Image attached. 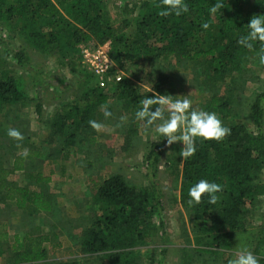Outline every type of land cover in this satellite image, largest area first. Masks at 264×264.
<instances>
[{
    "label": "trees",
    "instance_id": "trees-1",
    "mask_svg": "<svg viewBox=\"0 0 264 264\" xmlns=\"http://www.w3.org/2000/svg\"><path fill=\"white\" fill-rule=\"evenodd\" d=\"M217 2H221L223 8L213 14L210 9ZM186 3L188 13L179 17H162L159 15L160 0H121L119 10L122 17L117 23L106 14L104 0H0V22L9 31L7 37L11 46L7 54L29 74L33 88L31 95L26 90V81L20 75L15 76L11 64L0 55V108L5 105L33 106L37 117H43L44 101L40 92L44 87L39 84L40 79H36L39 76L33 75L36 70L38 74L43 70L30 62L26 53L28 46L39 52L60 54L76 52L80 46L95 50L106 43L111 58L113 53L112 61L119 66L132 56L203 58L215 79H224L234 70H240L248 56L259 64L256 58L258 44L249 50L237 40L246 34V23L253 15L264 14V0H186ZM205 22L209 24L206 30L201 28ZM129 27L132 28L128 30ZM14 39L20 41L18 46L12 43ZM51 74L41 79H49L46 86H51ZM56 76L60 84L65 82L59 72ZM167 82L165 74L160 73L150 96L154 92L165 93ZM81 87L85 105L81 107L76 101L60 103L58 114L44 126L50 129L49 140L53 141L55 136L62 139L58 152L67 156L66 145H80L83 130L90 129L88 121H99V116L103 115L97 113L98 106L107 105L110 110V98L121 101L125 114L134 119L129 131L135 133L139 129L134 110L142 98L127 79L117 82L110 95L95 87ZM54 99H59L57 103L61 101L57 94ZM207 107L224 115L232 111L231 101L217 93L209 98ZM248 110L252 129L244 123L234 122L227 126L231 132L223 140L198 143L196 154L187 160L182 159L181 163L179 202L191 211L195 223L204 222L209 228L211 233L205 238L214 248L232 242L235 234L245 228L248 205L264 195L261 178L264 172V86L254 95ZM165 150V139L156 138L149 142L141 171L146 184H128L119 174L100 176L92 182L94 194L90 221L79 235L84 253H103L107 264H164L165 249L161 250L159 257L150 253L143 263H136L133 249L157 237L165 239L164 203L156 181ZM28 151L27 157H15L12 169H23L25 160L36 155L33 149ZM1 159L0 155V199H10L20 208H27L26 204L31 202L32 212L47 210L49 203L40 192L29 193L28 188L16 187L7 180L9 170L1 166ZM201 178L223 185L216 204L208 203L206 196H202L199 204L187 203L188 188ZM31 211L29 213L33 214ZM7 229V225L0 221V245L9 244L0 247V253L8 250L11 264H36L45 259L46 235L26 233L10 237ZM252 239V252L264 257L263 223ZM260 264H264V259Z\"/></svg>",
    "mask_w": 264,
    "mask_h": 264
},
{
    "label": "rangeland",
    "instance_id": "rangeland-1",
    "mask_svg": "<svg viewBox=\"0 0 264 264\" xmlns=\"http://www.w3.org/2000/svg\"><path fill=\"white\" fill-rule=\"evenodd\" d=\"M120 7L121 0H104L106 14L117 23L122 17L119 10ZM130 28L132 27H129L128 30ZM0 34V55L11 64L10 67L13 68L14 75H20L26 81V90L33 95L29 74L22 67L17 66L15 61L7 54L8 51H11V46L8 42L9 38L7 37L9 31L1 22ZM12 43L18 46L20 41L14 39ZM26 53L29 55L33 66L43 70L41 74H38L36 70L33 75L37 74L39 76L36 79H40L41 82L39 84L44 87L41 88L40 94L42 93L41 99L44 101V109L48 110L39 119L33 106L21 108L19 106L5 105L0 108V155L3 160L10 156L12 146L15 147L16 144L22 142V140L16 141L8 137L6 135L7 128L14 127L19 129L23 133L24 138L26 136L36 138V134L41 135L42 132V135L46 136L50 129L47 127L42 129L44 128L42 125L45 126L47 124L46 121L56 110V105L53 102L56 94L61 98V101L57 104L69 103L74 100L83 107L85 102L81 97L82 90L79 87L81 85H85L87 89L95 87L110 95L117 84L112 77L117 73L121 76V80H128L138 91L141 98L144 96L151 97L152 91H149V89L152 88L160 73L165 74L168 80L164 88L165 93L162 95H174V98L186 96L193 101V107L210 110L207 107L209 98L213 93L222 94L232 104V111L228 115L215 111L223 124L229 126L234 122H241L250 129L253 128V123L248 113L249 104L254 95L264 86V66L257 64L250 56L242 63L240 70H234L230 76L224 79H215L213 73L208 71L203 58L187 60L179 56L163 58L132 56L123 66L117 65L113 61V67L110 72L111 80L101 84L99 79L91 75L81 63L80 50L78 49L76 52L64 51L56 54L39 52L28 46L26 47ZM29 72L31 71L29 70ZM58 72L64 76L65 82L62 84L56 78ZM48 74L52 75L51 86H46L49 82L48 78L42 81ZM45 98L48 100H45ZM110 101H112L110 111L113 113L111 117L105 119L103 115H100L103 114L101 106L97 108V113L100 115L99 121L105 125L103 130L96 132L90 128L84 129L82 133L84 136L91 134L95 135V137L97 136L96 143L92 141L90 145H79V148L84 150L87 155V161L85 162V164L88 163L86 166L87 176L85 175V178L80 176V172L85 173L84 169L74 165L70 169L71 178L61 179V190L70 187L79 188L83 185L91 187L92 182L96 181L98 177H108L113 174L121 175L128 184H146L147 180L141 172L143 156L149 142L157 137L154 132L146 130L141 121H139V129L135 133H131L129 129L134 119H132L131 115L129 117V115L125 114L121 101L111 98ZM154 109L155 106H153L152 110ZM121 117H126V119L121 121ZM117 124H119V127L116 126ZM85 138L87 139V137ZM181 147L182 144L180 142L166 145L156 177L164 203L165 239L161 240L157 237L151 242L135 247L133 252L136 263H143L150 253H153L155 257H159L162 249L166 251L164 264H227V261L234 258L240 249L248 248L252 251V235L258 232L262 223L264 224V195L256 197L248 205L245 228L235 234L229 245L214 248L207 244L205 237L211 231L204 225V222L195 223L192 219L191 211L183 207L179 202L182 158L178 155V152ZM261 178L264 181V172ZM1 208L2 219L9 220L13 225L17 224L9 226L10 234L12 235L21 230L19 229L22 227V224H19L21 219L18 220L19 215L12 211L14 208H11L9 204H1ZM38 220L40 219H37L35 223ZM77 222L79 229L87 226V222L84 219L79 218ZM49 229L48 224H43L41 227V231L44 233L50 231ZM28 230L31 233L36 232L33 229ZM58 233V240L52 233L49 234L50 241L45 243L47 255L42 262L36 264L70 260H77L79 264H107L103 253L86 254L81 250L79 242L80 232L73 233L72 236H66L65 233L60 234L61 231ZM8 245V242H6L5 245H0V247H7ZM8 254V250L0 253V264H11L8 260Z\"/></svg>",
    "mask_w": 264,
    "mask_h": 264
},
{
    "label": "clouds",
    "instance_id": "clouds-1",
    "mask_svg": "<svg viewBox=\"0 0 264 264\" xmlns=\"http://www.w3.org/2000/svg\"><path fill=\"white\" fill-rule=\"evenodd\" d=\"M222 8V3L217 2L211 6L210 11L215 14ZM188 12L189 6L186 0H160L159 15L162 17L169 15L179 17ZM246 25V34L239 36L237 43L249 50H253L254 44H258L256 58L259 65L264 66V14L253 15ZM201 28L206 30L209 24L202 23ZM149 91H152V88ZM153 106H155L154 110H152ZM101 108L105 119L113 115L107 105H102ZM134 118L143 122V127L154 132L157 138L165 139L166 145L180 142L182 147L178 155L185 160L196 154L198 143L210 140L221 141L231 132L216 112L193 107V101L186 96L174 98V95L155 92L152 97L144 96L140 105L134 110ZM120 119L123 121L126 117ZM88 125L96 132H100L105 127L97 120H89ZM116 126L119 127V124ZM6 135L16 141L24 139L23 133L14 127L7 128ZM21 155L27 157L29 151L24 149ZM222 191L223 185L204 178L198 179L188 188L187 203L199 204L202 196H206L208 203L214 205L219 199L218 193ZM261 259L264 257L254 254L248 248H242L234 258L227 261V264H260Z\"/></svg>",
    "mask_w": 264,
    "mask_h": 264
},
{
    "label": "crops",
    "instance_id": "crops-1",
    "mask_svg": "<svg viewBox=\"0 0 264 264\" xmlns=\"http://www.w3.org/2000/svg\"><path fill=\"white\" fill-rule=\"evenodd\" d=\"M45 100L48 99L45 98ZM57 101H59V99H53V102L56 105V110L51 114L48 120L60 111L61 105L57 104ZM47 110L44 109V113L47 112ZM42 127L44 126L42 125ZM45 128L46 127L42 129ZM48 133L49 132H47L46 136L42 135L43 132L41 135L37 133L36 138L26 136L20 144L11 147L10 156L7 159H1V166L9 170L7 180L16 187L28 188L30 191L29 193L36 191L40 192L42 194L41 196L48 201L49 208L47 210H37L32 212L31 202L26 204L27 208H20L10 199H0V211L2 210L1 204H9L11 208H14L12 211L19 215L18 220L21 219V223L19 221V224H22V227L19 229L21 230H18L17 233H13L12 235L17 234L21 236L26 233H31L28 229H33L36 231L33 234L47 236L44 246L47 241H50V233H52L54 237L56 236V240H58L57 234H59V231H61L60 234L65 233L66 236H72L73 233L76 232L79 233L81 229L78 227V222L76 223L77 219L81 218L87 222L86 224L89 223L91 216L90 210L92 209V196L94 194L93 183L91 187L83 185L79 188L70 187L61 190V179L71 178L72 174L70 169L74 165H78L84 169L85 173L80 172V176L85 178L86 166L88 164H85L87 161V155L84 150L79 148V145L69 144L65 146L69 153L67 156H64V153L57 151L60 149L59 146L62 144L60 143L62 139L55 136L54 140L51 141L48 139ZM82 136L80 137V145H90L92 141H94V143L97 142V136L95 137L93 134L87 135V139L83 134ZM24 149H33L36 151V155L25 160L23 169H12L15 157L21 155ZM30 211L33 214L29 213ZM71 211L72 213H70ZM54 212H56V214H54ZM37 219L40 220L35 223ZM0 221L7 225V231L11 237L12 235L9 232V226L17 224L13 225L9 220H3L1 214ZM43 224H48L50 231L46 233L42 232L41 227Z\"/></svg>",
    "mask_w": 264,
    "mask_h": 264
},
{
    "label": "built area",
    "instance_id": "built-area-1",
    "mask_svg": "<svg viewBox=\"0 0 264 264\" xmlns=\"http://www.w3.org/2000/svg\"><path fill=\"white\" fill-rule=\"evenodd\" d=\"M81 63L101 84L111 80L110 72L113 67V61L108 50V45L102 44L95 50H89L80 46ZM116 82L121 81V76L117 73L112 77Z\"/></svg>",
    "mask_w": 264,
    "mask_h": 264
}]
</instances>
